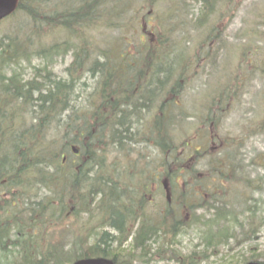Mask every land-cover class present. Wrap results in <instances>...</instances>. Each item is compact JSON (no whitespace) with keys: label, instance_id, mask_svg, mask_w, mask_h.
I'll return each instance as SVG.
<instances>
[{"label":"trees","instance_id":"1","mask_svg":"<svg viewBox=\"0 0 264 264\" xmlns=\"http://www.w3.org/2000/svg\"><path fill=\"white\" fill-rule=\"evenodd\" d=\"M42 1L47 2H36ZM127 1L81 0L73 8L58 11L54 4L41 11L49 28L79 34L77 39L83 45L74 48L79 49L74 71L86 67L85 75L94 79L91 91H78L83 76L72 72L65 79L54 78L49 72L53 48L59 45L31 48V38L20 27L0 34V251L9 258L5 264H70L96 256L116 264H124V260L152 264L153 255L176 264L210 258L215 259L214 264L256 262L264 256L256 249L249 247L246 257L239 250L226 254L220 247L230 240L235 246L248 242L261 232L264 217L256 221L250 213L255 207L244 205L240 208L248 217L239 218L242 212L224 204L214 191L210 199H204L209 193L196 188L223 186L219 179L225 180L229 170L196 175L207 156L203 147L186 154L181 151L182 143L176 151L178 145L171 136L174 124L168 111L178 106L175 97L190 64L186 48L177 50L176 43L169 45L163 37L155 46L154 32L149 31L148 43H141L145 50L137 48V53L116 46L92 51L83 34L100 22L122 28L124 23L119 22L124 20L121 14ZM22 3L24 0L17 11L24 8ZM28 12L39 13V8L28 7ZM32 55L47 62L39 75L22 79L17 65L30 62ZM77 100L81 102L77 104ZM132 144L140 149L128 153L135 151V157L126 168L110 170L104 164L106 156L99 155L105 152L103 148L126 153ZM145 146L156 150L144 152ZM187 146L191 147L185 142ZM73 147L78 155L72 154ZM208 154L229 161L227 153L216 150ZM192 159L195 161L187 165ZM214 162L207 160L206 164ZM157 191L161 194L157 200H162L156 206ZM95 210L101 212L94 214ZM198 210L204 212L198 214ZM68 212L75 218L89 215L84 226L91 228L82 237L85 239L52 245L51 238L38 236ZM194 226L202 227V250L180 256L173 244L185 229ZM168 247L172 256L166 258Z\"/></svg>","mask_w":264,"mask_h":264},{"label":"rangeland","instance_id":"2","mask_svg":"<svg viewBox=\"0 0 264 264\" xmlns=\"http://www.w3.org/2000/svg\"><path fill=\"white\" fill-rule=\"evenodd\" d=\"M36 1L40 0H24L22 10L19 9L12 17L0 22V34L20 27L22 33L31 38V48L37 46L52 49V46L59 45L53 48L56 51L52 52V63L48 62L49 72L54 78L65 79L72 72L76 77L83 76L77 85L78 91H89L94 79L85 75L86 67L74 71V61L79 50L74 48L83 45L77 39L79 34L76 36L64 28H49L41 19V11L54 4L58 5L59 11L77 6L81 0H47L40 4ZM28 7L39 8V13H29ZM121 18H124L119 22L124 23L122 28H112L100 22L94 28L83 30L92 51L116 46L129 49L130 54L137 53L136 49L142 48V42L148 43L151 37L149 31L154 32L155 46L158 45V39L163 37L168 39L169 45L176 43L177 50L185 47L190 64L175 97L178 106L168 111L170 122L174 124L171 136H174V145H178L176 151L182 143L181 151L186 154L203 147V153L207 156L202 161V170L197 171L196 175L218 174L222 167L229 170L225 180L219 179L223 186L213 184L207 188H196L200 192L209 193L203 195L204 199H210V194L214 191L224 200V204L231 208L237 207L242 212L239 218L248 217L249 213L240 208L244 205L255 207L250 213L256 221L259 220L257 217H264V0H210L208 3L197 0H128ZM65 40L67 41L63 42ZM31 57L30 62L24 61L17 65L22 79L39 75V69L47 62L44 57ZM80 102L81 100H77V104ZM154 111L155 108L152 112ZM153 115L154 113L150 119ZM147 127L145 125L142 128L146 131ZM185 142L191 147H184ZM135 146L132 144L126 153H115L109 148H103L105 152L99 155L106 156L104 164L110 170L126 168L135 157V151L128 154ZM151 149L156 150L145 146L142 151L148 152ZM216 150L227 153L229 161L222 155L208 154ZM207 160L215 162L206 164ZM194 161L195 159L188 160L187 165ZM158 195L161 194L157 191L155 201ZM161 200H157L155 205ZM154 208H147V211L150 209V213L154 215ZM100 212L95 210L94 214ZM202 212L204 210L197 211L198 214ZM67 215L56 225L50 222L51 226L46 233L38 236L51 238L52 245L56 241L70 245L76 239H85L82 237L91 228L88 224L84 226L89 215L84 213L78 218L71 213ZM76 219L82 220L77 223ZM201 229L202 227L197 226L185 229L178 236L177 244H173L174 251L180 256L188 255L193 250L200 252L203 246ZM259 231L261 232L251 236L246 243L235 246L230 240L220 249L226 254H234L239 250L247 253L248 257L250 247L264 255V224H261ZM150 250L153 252L152 247ZM163 256H172L169 247ZM8 259L0 251V264H5ZM153 259L152 264H176L173 261H160V255H153ZM214 261V258L207 261L196 260L194 264H214ZM123 263L143 264L141 260H124Z\"/></svg>","mask_w":264,"mask_h":264},{"label":"water","instance_id":"3","mask_svg":"<svg viewBox=\"0 0 264 264\" xmlns=\"http://www.w3.org/2000/svg\"><path fill=\"white\" fill-rule=\"evenodd\" d=\"M18 0H0V20L11 14L16 6ZM75 152H77L75 150ZM73 264H115L112 260L106 258H85L75 261ZM248 264H253L252 262Z\"/></svg>","mask_w":264,"mask_h":264}]
</instances>
